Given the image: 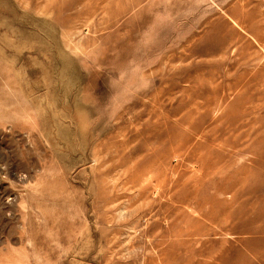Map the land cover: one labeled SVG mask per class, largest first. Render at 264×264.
<instances>
[{
	"label": "rangeland",
	"instance_id": "rangeland-1",
	"mask_svg": "<svg viewBox=\"0 0 264 264\" xmlns=\"http://www.w3.org/2000/svg\"><path fill=\"white\" fill-rule=\"evenodd\" d=\"M0 264H264V0H0Z\"/></svg>",
	"mask_w": 264,
	"mask_h": 264
}]
</instances>
